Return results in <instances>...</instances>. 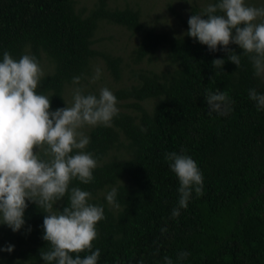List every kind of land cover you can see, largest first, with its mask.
I'll return each instance as SVG.
<instances>
[{
    "label": "trees",
    "instance_id": "1",
    "mask_svg": "<svg viewBox=\"0 0 264 264\" xmlns=\"http://www.w3.org/2000/svg\"><path fill=\"white\" fill-rule=\"evenodd\" d=\"M198 10L192 8V15ZM176 14L185 31L169 35L145 27L138 8L110 6L107 0H95L87 11L76 0H0V61L4 51L17 60L35 56L39 64L46 58L52 67L36 91L50 98L54 111L66 107V86L76 76L81 82L94 58L103 59L114 79L122 76L121 56L93 45L100 21L141 31L129 54L132 64L165 49V69L134 70L135 81L114 90L133 110L119 109L111 127L89 128L84 151L97 160L94 179L69 185L89 191V203L103 207L93 241L101 253L97 264H164L165 256L173 264H264V110L248 95L250 89L264 94V78L253 75L243 55L237 67L223 46L210 51L186 35L189 18ZM228 48L242 52L236 44ZM214 59L225 61L223 69L213 68ZM208 89L228 94L224 115L209 114ZM150 98L147 108L143 102ZM113 149L117 154L110 157ZM182 150L203 175V195L193 191L188 207L173 218L179 180L164 155ZM113 188L116 205H109L106 195ZM66 204L67 196L53 211ZM44 215L28 202L19 231L0 224V264H44ZM8 245L14 246L11 252L3 250ZM180 252L189 256L178 262Z\"/></svg>",
    "mask_w": 264,
    "mask_h": 264
},
{
    "label": "clouds",
    "instance_id": "2",
    "mask_svg": "<svg viewBox=\"0 0 264 264\" xmlns=\"http://www.w3.org/2000/svg\"><path fill=\"white\" fill-rule=\"evenodd\" d=\"M207 17V18H204ZM186 35L207 45L210 51L218 46L228 52L227 59L241 64V55L252 66L255 77L264 78V6H248L245 0H216L188 19ZM236 44L240 54L229 49ZM223 59H214V69H223ZM218 74V73H216ZM96 68L92 82L100 78ZM44 72L35 56L24 54L18 60L8 51L0 61V224L13 232L25 224L28 202L44 212L42 239L47 250H40L44 264H97L100 249L93 250L97 239L96 225L104 219L102 206L89 203L91 193L69 185L73 180L82 184L93 181L97 160L84 151L90 137L82 129L111 127L119 114L117 98L107 87L99 95L85 93L83 87L73 89L72 101L66 107L52 111L50 98L37 94ZM80 77H73L79 85ZM214 80V76L211 78ZM249 98L257 110H264V94L249 90ZM204 98L209 114L224 115L231 100L226 92L206 90ZM146 131V129H142ZM164 159L179 180L178 207L171 216L177 218L180 209L188 207L193 191L203 195V175L189 155L166 152ZM67 196V204L58 212L53 208ZM117 189L106 195L109 205H116ZM118 206V205H117ZM30 230V229H29ZM162 233L166 229H161ZM13 245L4 251L11 252ZM81 253H88L81 257ZM180 252L177 261L187 259ZM164 264H173L164 257Z\"/></svg>",
    "mask_w": 264,
    "mask_h": 264
},
{
    "label": "rangeland",
    "instance_id": "3",
    "mask_svg": "<svg viewBox=\"0 0 264 264\" xmlns=\"http://www.w3.org/2000/svg\"><path fill=\"white\" fill-rule=\"evenodd\" d=\"M94 1L95 0H76V7H82L84 11H87V9L93 5ZM107 2L110 6L123 7L128 5L138 8L141 21L145 27H154L156 30L167 32L169 35H180L184 33L185 28L179 21L176 13L183 18H189L192 15V8H197L198 10L208 5L210 0H107ZM245 3L248 6H264V0H245ZM199 13L200 11L198 10L196 14ZM140 36L141 31L132 32L122 25L100 21L94 35L95 42L93 45L97 49L109 51L114 55L121 56L122 76L120 79H114L109 70L105 67L103 59L99 56L94 58L89 73L84 75L79 85L70 84L66 86L65 97L67 104L71 103L73 89L76 87H83L86 94L92 93L99 95V90L103 87L109 88L113 93L116 88L127 86L135 81L132 74L134 70H138L139 68L146 70L165 69V67L168 66V61L166 60V50L162 48L158 49L151 59H144L138 64H132L129 54ZM40 67L43 72L46 73L51 69L52 64L46 58H43L40 62ZM96 68L101 69V75L98 80L92 82V77L95 75ZM124 102H126V100L117 99L116 106L118 109L132 111V107L127 106V102ZM153 102L154 99L150 98L143 103L147 108H150ZM88 130V127L82 129L85 135H87ZM110 151V157L117 154V149Z\"/></svg>",
    "mask_w": 264,
    "mask_h": 264
}]
</instances>
